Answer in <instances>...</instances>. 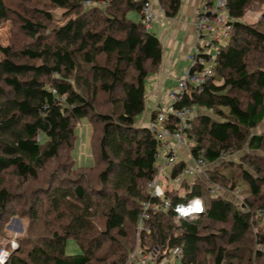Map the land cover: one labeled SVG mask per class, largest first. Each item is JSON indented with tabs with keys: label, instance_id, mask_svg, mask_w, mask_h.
Listing matches in <instances>:
<instances>
[{
	"label": "trees",
	"instance_id": "trees-1",
	"mask_svg": "<svg viewBox=\"0 0 264 264\" xmlns=\"http://www.w3.org/2000/svg\"><path fill=\"white\" fill-rule=\"evenodd\" d=\"M182 2L158 0L170 18ZM257 2L264 0H228L233 33L214 75L173 104L199 107L189 130L192 155L212 168L185 196L167 194L171 207L151 210L150 233L137 227L143 202L161 201L147 185L158 175L163 143L138 116L163 45L144 26L143 0H49L47 6L73 14L61 25L46 9L35 8L32 17L17 13L31 41L8 47L0 58V237L7 234L4 213L39 221L45 209L54 219L47 236L20 239L7 264H127L137 244L144 252L159 249L151 264L172 259L177 247L183 254L176 264H264V131L254 130L264 123V23L244 20ZM13 6L0 0V24L16 12ZM133 10L139 22L128 18ZM84 118L93 125L95 154L86 168L76 167L72 155ZM163 126L177 129L179 119L169 113ZM185 164L180 161L172 175ZM51 165L47 187L30 190ZM99 166L92 186L84 171ZM215 185L240 190L242 200L214 196ZM192 197L203 198L205 211L178 217L173 206ZM216 223L223 226L216 229ZM69 238L81 254L66 253Z\"/></svg>",
	"mask_w": 264,
	"mask_h": 264
},
{
	"label": "built area",
	"instance_id": "built-area-1",
	"mask_svg": "<svg viewBox=\"0 0 264 264\" xmlns=\"http://www.w3.org/2000/svg\"><path fill=\"white\" fill-rule=\"evenodd\" d=\"M86 4L89 6L98 5L97 2L93 1H87ZM157 4L158 0H143L142 21L147 30L152 28L157 17ZM194 17L198 40L195 45V51L187 56L191 62V66L180 77L175 89L169 92V97L173 104L181 101L191 87L202 89L206 82L214 75V67L221 47L228 43L233 33V23L230 16L228 0H210L198 6L195 10ZM211 48L214 49V53H211ZM198 108L196 105L185 106L183 108H175L172 105L167 110L160 109L157 118L150 123L151 130L155 132L156 137L163 143L159 157L164 158V162L163 164H158V175L148 182L147 189L152 197L160 198L161 201L154 202L147 200L143 202L137 227L139 233L151 232V227L147 223L151 210L159 211L162 208L167 209L171 207L167 194H171L173 191L170 192L168 190L170 187L165 189L159 180L167 164L175 167L180 162L179 148H184L191 156L185 162L186 164L181 172L175 176H169L175 183H182L185 176L193 174L194 172H197V175L206 173L205 168L208 164L202 157L196 158L192 155V140L189 137V130L192 129L191 122L197 116ZM169 113L179 119V128L172 129L163 126V122L167 119ZM189 186L192 185L189 183ZM218 187V185H215L211 191L215 192ZM236 193H239L238 189ZM173 207L178 217L185 218H194L205 211V204L202 197H192L186 201L176 203ZM15 238L11 239L7 235L0 237V264H7L10 261L13 251L19 247V242ZM158 252L159 249L144 252L139 247V244H137L127 264H151L154 262ZM172 254L173 264H176L183 254V248H175ZM166 260H163L162 263Z\"/></svg>",
	"mask_w": 264,
	"mask_h": 264
},
{
	"label": "rangeland",
	"instance_id": "rangeland-1",
	"mask_svg": "<svg viewBox=\"0 0 264 264\" xmlns=\"http://www.w3.org/2000/svg\"><path fill=\"white\" fill-rule=\"evenodd\" d=\"M9 2H13V10L16 12L7 20L3 21L0 24V58L5 57V53L7 48L13 46L14 48H19L23 44L30 42L31 37H28L21 29V23L18 19L17 13L21 15L31 16L34 14V9H46L51 11L54 16V23L61 25L66 23L71 15L65 14L66 11L64 8L59 7H51L47 6L46 4L49 0H7ZM35 1V2H34ZM43 2V3H41ZM128 18L134 22H139L141 20V14L137 10L130 11L128 14ZM244 20L247 23H251L253 25H258L260 23H264V2H257L252 3V6L248 10ZM162 21H157L154 24L156 25L155 28H159ZM153 32V26L150 29ZM211 53H214V49L211 48ZM190 62V61H189ZM187 60L182 61L180 63L181 66H185V69H189L191 66V62L189 63ZM175 89V88H174ZM173 103V102H172ZM149 105V106H148ZM152 104L149 101L146 102L145 110L138 116V122L140 124H145V119L148 118V115L153 111ZM146 117V118H145ZM141 121H140V120ZM256 133H261L264 131V123L259 125L256 129H254ZM75 134L77 136V140L74 144V149L72 151L73 158L76 161V167H90L95 164V154L94 148L92 145V135H93V125L88 118H84L80 121L78 126L75 129ZM233 157L238 158V155L235 154ZM163 162V158L159 157L158 163L161 164ZM55 165H51L48 168L47 173L41 177L40 181L31 182V188H38V187H47V180L49 179V173L51 170L55 169ZM103 168V166H99L96 170H85L86 174L91 180V185L96 186L98 185V173ZM74 177V176H73ZM242 187H246V183H241ZM22 189H14V193H21ZM232 197H228L231 200H238L237 197L231 193ZM40 197H44L40 194ZM16 203H9L7 208L15 205ZM21 207L19 208V210ZM1 212V209H0ZM4 213L2 216L3 218L7 217V226L5 228V232H7V236L11 239L15 238L18 242L20 239L27 240H39L40 237L45 234H48L49 227L47 226L48 221H53L54 216L46 215L45 209L40 211V220L39 221H31L28 216H22L19 214L14 215H6ZM6 222V221H5ZM216 229H219L223 226L221 223H216ZM47 236V235H45ZM28 242V241H27ZM32 243V242H31ZM255 248V247H254ZM66 253L68 255H75L81 254L82 248L78 244V242L74 238H69L66 244ZM172 260V259H171Z\"/></svg>",
	"mask_w": 264,
	"mask_h": 264
},
{
	"label": "crops",
	"instance_id": "crops-1",
	"mask_svg": "<svg viewBox=\"0 0 264 264\" xmlns=\"http://www.w3.org/2000/svg\"><path fill=\"white\" fill-rule=\"evenodd\" d=\"M209 1L210 0H183L180 13L174 18L166 17L159 3L156 5L157 17L154 23L157 21H162V23L159 28H155L156 25L153 23V33H155L162 42L163 60L159 69L148 76L145 82L146 102L149 101L153 107V111L148 115V118L144 120L145 125L150 126L154 111L160 109L167 110L173 105L169 97V92L177 86L180 77L183 76L184 72L187 70L185 66H181L180 63L185 60L189 62L187 56L195 51V45L198 40L194 22L195 10L198 6ZM178 151L179 161L186 162L189 160L188 158H190L191 155L187 150L179 148ZM163 162L161 164H163ZM174 168L173 165L170 166L167 164L162 171L159 182L165 189L170 187V189H168L170 192L173 191L172 193H176L179 196H185L184 194L187 192L189 183L193 185L199 177H204L206 179L207 171L212 168V166L209 165L205 168V174L201 173L197 175V172H194L193 174L185 176L183 182L180 184L175 183L173 179L169 177L172 176ZM231 193L237 197V202L242 200L240 190L239 193H236V191H227L218 187L215 192L211 191V194L214 196L222 195L227 199H229L228 197H232ZM162 264H173V262L171 259H168Z\"/></svg>",
	"mask_w": 264,
	"mask_h": 264
}]
</instances>
